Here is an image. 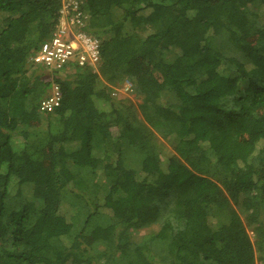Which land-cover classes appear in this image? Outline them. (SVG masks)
Instances as JSON below:
<instances>
[{
    "label": "trees",
    "instance_id": "1",
    "mask_svg": "<svg viewBox=\"0 0 264 264\" xmlns=\"http://www.w3.org/2000/svg\"><path fill=\"white\" fill-rule=\"evenodd\" d=\"M85 3L100 60L61 78L26 64L60 0H0V264H264V0ZM66 192L108 223L69 238Z\"/></svg>",
    "mask_w": 264,
    "mask_h": 264
},
{
    "label": "built area",
    "instance_id": "2",
    "mask_svg": "<svg viewBox=\"0 0 264 264\" xmlns=\"http://www.w3.org/2000/svg\"><path fill=\"white\" fill-rule=\"evenodd\" d=\"M86 0H60L58 17L51 36L37 45L27 58V66L61 74L72 68L95 69L100 60L101 39L84 31L88 16L84 10ZM131 83L125 80L111 93L128 95ZM61 103L59 85L51 82L45 95L37 103L38 113L52 114Z\"/></svg>",
    "mask_w": 264,
    "mask_h": 264
},
{
    "label": "rangeland",
    "instance_id": "3",
    "mask_svg": "<svg viewBox=\"0 0 264 264\" xmlns=\"http://www.w3.org/2000/svg\"><path fill=\"white\" fill-rule=\"evenodd\" d=\"M257 6H258V2H254L251 5H249L248 8H249L250 11L255 12L257 10ZM259 23L263 24L264 23V18L261 17L260 20H259ZM221 37H219V39ZM164 58L167 59V61H170L173 58V54L169 53V52H166ZM69 71L63 72V73L59 74V76L61 78H64L65 75L67 74V72H69ZM104 83L107 84L106 81H104ZM129 96H130V98H129L130 101L132 102V104L137 109L136 111L138 112V115H139L140 114L139 113V108H137V106L141 104V98L133 97L132 95H129ZM114 99H117V98H114ZM139 117H141V116L139 115ZM156 140H157L159 145L168 147V144L164 140H162L160 137L157 136ZM139 161H140V156H138L136 154L128 153L127 156H126L125 165L127 167H129V168L138 169ZM64 197H65V200L67 202L71 203L72 205H74L75 209H76V214L74 215V218H73V225H72V229L70 231V237L69 238L74 237L77 233H79L81 231V229L85 225L84 222L86 220H88V216L89 215H90L89 224H91V225L97 224L99 226H102V225L108 223V218L106 216L93 213V211H94L93 208L94 207H93V202L92 201L90 203H85L84 201L76 198V196H74L70 192H66L64 194ZM232 206L237 211V213L240 216V218L243 219L244 218L243 211L236 205H232ZM216 221L217 220L213 219V218H209L208 219L209 225L212 228H216L217 227V222ZM156 227H157V223H155V224L152 223L151 225H148L147 227H144L142 229L130 231L129 232L130 241L138 243L141 240V237L144 236V233L147 230L154 229ZM248 234H249L251 240H253L251 231H249ZM103 248L104 247H103L102 243H96V244L93 245V249L96 252L102 251ZM255 264H259V263L255 262Z\"/></svg>",
    "mask_w": 264,
    "mask_h": 264
}]
</instances>
